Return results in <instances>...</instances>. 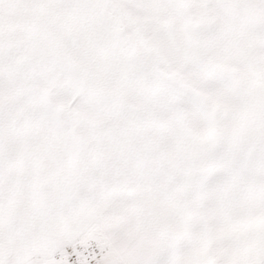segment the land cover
Here are the masks:
<instances>
[{
	"label": "snow or ice",
	"instance_id": "snow-or-ice-1",
	"mask_svg": "<svg viewBox=\"0 0 264 264\" xmlns=\"http://www.w3.org/2000/svg\"><path fill=\"white\" fill-rule=\"evenodd\" d=\"M0 264H264V0H0Z\"/></svg>",
	"mask_w": 264,
	"mask_h": 264
}]
</instances>
